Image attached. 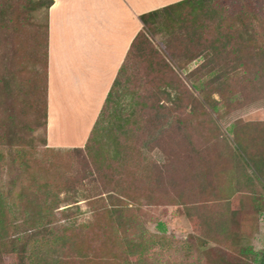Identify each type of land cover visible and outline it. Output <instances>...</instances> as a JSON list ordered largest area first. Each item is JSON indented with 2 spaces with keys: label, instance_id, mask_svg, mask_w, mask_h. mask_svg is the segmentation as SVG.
<instances>
[{
  "label": "rangeland",
  "instance_id": "1",
  "mask_svg": "<svg viewBox=\"0 0 264 264\" xmlns=\"http://www.w3.org/2000/svg\"><path fill=\"white\" fill-rule=\"evenodd\" d=\"M49 5L0 0V244L26 246V264H256L264 0H214L195 22L189 7L152 18L120 91L124 106L138 103L124 109L131 122L121 130L109 116L82 151L47 144ZM201 76L203 91L192 90Z\"/></svg>",
  "mask_w": 264,
  "mask_h": 264
},
{
  "label": "crops",
  "instance_id": "2",
  "mask_svg": "<svg viewBox=\"0 0 264 264\" xmlns=\"http://www.w3.org/2000/svg\"><path fill=\"white\" fill-rule=\"evenodd\" d=\"M187 0H53L47 144L83 149L138 35L143 15Z\"/></svg>",
  "mask_w": 264,
  "mask_h": 264
},
{
  "label": "trees",
  "instance_id": "3",
  "mask_svg": "<svg viewBox=\"0 0 264 264\" xmlns=\"http://www.w3.org/2000/svg\"><path fill=\"white\" fill-rule=\"evenodd\" d=\"M214 0H187L184 1L182 3H179L175 6L166 8L163 11H157V12H153V13H149L146 15H143L141 17L143 24L145 25L144 31L141 32L138 37L136 38L133 46H132V50L130 51V53L128 54V57L124 63V65L122 66V68L120 69V72L118 74V77L108 95V98L106 100L105 106L102 110V113L99 117L98 122L96 123V126L89 138L88 144L86 145L85 149H87V147H89L90 143L92 140H95L97 142H99V140L97 139V137H100L101 135V131H103V126L104 123L107 122V120L109 121L108 117L109 116H113L114 119L117 121V127L119 126V128L122 130L124 128V124H128L130 123V119H126V116H124L123 112L124 109L129 107V112L132 110V114L134 115V110L135 107L138 105L137 102H133L130 103L129 105L124 106V104L121 102V96H120V91L124 85V77L127 74V70L129 67V63L131 61V59L133 58V53L134 51L138 48V42L140 41L141 36L143 33H146V29L148 28V25L150 23V20L153 18H156V16L161 15L162 13H168V12H174V11H180L178 9L181 8H190L191 10V19L193 22H195L198 19V15L197 12L200 10H203L210 2H212ZM53 4V0H50V5L48 7V12H47V26H46V63H45V100H46V118H45V130L47 128V117H48V101H47V96H48V66H49V10L51 8ZM197 15V16H196ZM179 16V15H178ZM152 19V20H153ZM252 44L256 43L255 39H250ZM261 48L263 49L261 51V55H257V57H255L254 55V61L255 62H260V64L264 65V43L261 45ZM252 59V58H250ZM243 60L242 57L238 56L237 61L241 62ZM252 60V61H253ZM204 68L196 71H191V75L192 76H196L198 73L201 74V72L203 71ZM214 71V70H212ZM237 71L236 68L231 69V72H235ZM210 73V72H209ZM230 74V72H226L222 78H228V75ZM203 76V75H202ZM201 78L198 80V83L195 82L193 83V85L191 86V89L197 92H202L203 91V87H204V83H201ZM218 77V74L216 75ZM215 77V78H217ZM220 78V79H222ZM43 85V83H42ZM181 94V93H180ZM214 111H216V106H213ZM126 110V109H125ZM108 133V132H107ZM113 136L111 138H109L108 140L111 143V148H113V154L114 156H112V159L116 158L119 156V150H118V142L119 139L116 138V135L114 133H112ZM100 139V138H99ZM263 139V138H262ZM261 139V140H262ZM262 142H264V139L262 140ZM235 144V151L237 152V155L239 158L243 159L245 162L249 163V161L251 160V158L248 156V152H247V147H245V141L243 139H241L240 137H237L236 140L234 141ZM84 149V148H83ZM83 149H77V150H83ZM102 152L104 153V156L106 154L105 149L102 150ZM252 164L250 165V167L253 169L255 176L262 182L264 183V150L261 153V157L259 158L258 161H254L252 160ZM246 177V175H244ZM247 178V177H246ZM27 251L26 246H24L23 249H20L19 247V243L18 241H12L9 244H0V260H4V256H15L18 259V263L17 264H26V257L23 256V254H25L24 252ZM245 252H251V250L245 251ZM246 254V253H245ZM258 255V259H256V264H264V253L261 254V257L259 258L260 254Z\"/></svg>",
  "mask_w": 264,
  "mask_h": 264
}]
</instances>
